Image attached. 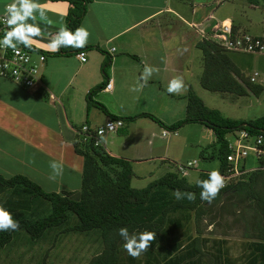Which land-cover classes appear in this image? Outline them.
Instances as JSON below:
<instances>
[{
  "label": "crops",
  "instance_id": "obj_1",
  "mask_svg": "<svg viewBox=\"0 0 264 264\" xmlns=\"http://www.w3.org/2000/svg\"><path fill=\"white\" fill-rule=\"evenodd\" d=\"M260 1L252 4L245 0V4L240 7L234 0L89 2L78 27L83 26L89 31L87 45H96L99 49L80 50L84 52V61L76 57L78 51L44 54L45 59L39 67V83L34 90L24 89L0 77V175L8 177L22 174L42 189L77 192L82 157L74 152L71 143V139L76 137L77 128L73 123L84 114L83 124L91 127L99 125L100 120L95 121L89 111V107H96L86 103L87 92L97 86L100 88L91 99L102 102L106 110L119 119L148 110L158 116V113H162L164 116H159L165 121L162 122L171 124L184 117L187 94L192 90L204 105L217 109L223 116L246 120L238 114L241 109L261 107L264 103V85L260 79H256L258 72H251H257L253 83L262 86L257 95L247 88L245 95L204 93L206 89L199 84L201 52L195 43L201 37L207 38L216 25L227 21L235 32L264 38V7ZM12 2L0 0V13ZM37 2L44 8L51 23L41 21L38 13L35 21L28 20L27 23H35L41 29V35L33 37L30 43L36 50L51 53L53 51L48 48L51 35L65 25L68 3L62 0ZM235 53L238 52L228 51L227 55L248 78L251 74L245 73L233 59ZM251 55L255 59L264 57V54ZM105 61H108V66L103 69ZM146 64L159 71L153 74L145 87L134 91L133 100L155 107L158 112L140 108V112L123 114L115 99L123 96L121 91L125 85L139 87V77ZM176 75L183 77L185 91L179 95L169 94L166 91L167 83ZM107 80L111 87L104 90ZM68 89L74 93L66 94ZM232 104H237L236 108L230 107ZM233 109L235 112H232ZM127 123L130 126L134 124V132H130L133 127L126 129L124 124L121 127L125 129L119 132L125 138L122 139L125 152H113L105 144L100 146L110 155L129 159L131 166L154 158L159 162V168L163 164L174 165L179 159H186L181 158V154L191 138L182 131L186 129L190 132V126L201 125L186 123L167 132L146 117H137ZM167 133L171 137L162 139ZM210 154L212 157V152ZM50 161L63 164V174L54 181L49 179L52 174Z\"/></svg>",
  "mask_w": 264,
  "mask_h": 264
},
{
  "label": "trees",
  "instance_id": "obj_2",
  "mask_svg": "<svg viewBox=\"0 0 264 264\" xmlns=\"http://www.w3.org/2000/svg\"><path fill=\"white\" fill-rule=\"evenodd\" d=\"M62 1L68 3L65 25L74 31L86 12L87 4L92 0ZM248 2L258 4V0ZM260 2L264 7V0ZM18 45L25 47L23 44ZM195 45L201 52L199 84L202 88L233 95H245L246 88L254 95L260 92L262 86L250 82L230 60L228 51L217 42L201 37ZM25 48L48 55L99 49L96 45H86L73 50L62 47L58 52L48 53L36 50L33 46ZM106 66L108 61L103 63L102 68ZM99 88L97 86L87 92V105L95 106L110 118H119L109 113L101 103L91 99ZM137 117H146L167 131H174L186 123H198L209 128L215 137L219 162L217 169L221 175L228 166L225 160L229 152L226 133L234 134L242 129L249 135L264 133V114L247 120L231 119L217 109L204 105L192 90L187 94L184 117L171 124L166 125L146 112L121 119L128 121ZM124 131V128L119 130ZM71 143L74 152L82 157L77 192L44 191L25 175H0V193H3L0 206L11 212L13 219L20 224L18 230L0 231V248L9 245L18 233L25 234L30 242L43 239L50 232L97 233L100 249L85 264H132L133 259L123 249L124 241L118 234L120 228L126 227L130 234L144 230L156 234L145 254L148 259L154 260L155 249L162 248L164 255L161 262L156 261L158 264H221L224 261L219 258V244L216 255L204 253L202 243L205 239L199 235L191 240L185 250L177 251L178 245L164 246L169 236L181 227L179 219L171 215L179 210H191L196 225L204 216L211 218L212 222L224 213L232 216L238 213L244 221L246 237L251 239L247 244L249 258L245 264H264V183L258 177V173H264V156L255 159L256 165L252 169L244 170L243 167L244 173L248 174L247 178H242L243 173L227 178L225 187L209 204L200 199L202 189L196 181L208 179L211 171L200 170L193 183H189L183 174L168 171L145 186L134 188L130 185L133 171L129 159L110 155L101 146L80 142L75 136ZM177 189L195 193V201L186 198L177 200L173 195Z\"/></svg>",
  "mask_w": 264,
  "mask_h": 264
},
{
  "label": "rangeland",
  "instance_id": "obj_3",
  "mask_svg": "<svg viewBox=\"0 0 264 264\" xmlns=\"http://www.w3.org/2000/svg\"><path fill=\"white\" fill-rule=\"evenodd\" d=\"M234 3L240 7L245 4V0H234ZM223 23L227 24L228 21ZM233 59L239 66H241L245 73L251 74L252 71H257L259 76L256 77V79H260L264 85V71H262L264 70V57L255 59L249 53L238 52L233 54ZM132 88L133 87L130 85H125L121 91L123 96L115 99L118 103L120 112L126 115H131L135 112L142 111L140 108L156 110V112H158V109H155V107L145 105L140 100H133V95L135 93L134 91H131ZM203 91L207 94L217 95V93L208 92L206 90ZM73 93L74 92L69 89L66 92V94ZM206 95L204 94V96ZM227 95L230 94L228 93ZM213 99L216 100L214 97ZM218 106L219 108L222 107L220 105ZM231 106L232 108H236L237 104H232L230 107ZM89 111L95 121L100 120L99 125H103L107 120V117L100 110L89 107ZM143 111L149 112L163 121V119L159 117L164 116L162 113H158V116L151 111ZM232 112H235L234 109ZM239 112H241L238 113L241 118L246 120L258 117L264 114V103L261 107L255 106L252 108L241 109ZM83 118L84 114L74 120L73 124L77 126V131L83 124ZM123 121L124 127L126 129H131V127H133V131L130 130V132H134V124L133 126H130L126 119ZM182 132L187 133L191 140L188 141L189 143L181 154V158L186 159H183L182 161L179 159L177 163L195 161L183 174L189 183H193L200 170L212 171L213 169H217V145L215 144L214 135L211 130L202 125H192L190 126V132L186 129ZM236 133L237 132L234 134ZM170 135L171 134L167 133V135H165L166 137L163 136L164 138L162 139L171 137ZM121 136L122 133H119V131L117 132V130L106 131L103 133V136L99 137V141L101 145L105 144L106 148H110L113 152H125V147L122 144V139L125 138ZM160 137H162V135H160ZM225 139L231 142L233 139V133H226ZM211 152L212 157H210ZM158 163L159 162L154 158L133 163L131 166L133 176L131 177L130 185L134 188H141L151 180L161 176L163 173L175 171L173 165L163 164V166L159 168V166H157ZM255 165V158L251 152H248V155L244 158V169L250 170L255 167ZM247 175L246 172L243 173L242 178H247ZM238 176H240V174ZM258 177L263 184L264 173H258ZM43 190L51 191L53 189ZM2 196L3 193L1 192L0 197ZM171 217H177L181 223V227L177 229L174 234L169 236L168 243L164 246L178 245L177 251L185 250L191 240L199 235V237L205 239L202 243L204 253L208 252L216 255V248L219 244L221 248L219 258L224 261L221 262V264H226V261H228L229 264H245V262H247L249 258V248L247 244L251 239L246 237L247 234L244 229V221L238 213H235L233 216L224 213L221 218L215 217L212 222L211 218L204 216L199 220L197 225L194 223L193 212L191 210L176 211ZM99 249L100 241L97 233L55 234V232H50L43 239L34 242H30L25 234L18 233L9 245L0 248V264H85L93 254L99 251ZM163 253L162 248L155 249V254L153 256L154 260L152 258L148 259L145 252H143L139 258L129 256L133 259L132 264H158L161 262V258L164 255ZM157 260L158 263H156Z\"/></svg>",
  "mask_w": 264,
  "mask_h": 264
},
{
  "label": "clouds",
  "instance_id": "obj_4",
  "mask_svg": "<svg viewBox=\"0 0 264 264\" xmlns=\"http://www.w3.org/2000/svg\"><path fill=\"white\" fill-rule=\"evenodd\" d=\"M36 13L39 14L41 21L51 23L44 8L37 0H13L12 3L6 5L5 23L9 30L0 39V47L11 48L13 51L17 50L18 44L31 47V39L41 35V29L37 24L27 23L30 19L36 20ZM89 36V31L83 26L72 31L66 25H62L55 34L51 35L48 48L53 52H58L62 47L84 48L87 45ZM158 71V68L146 64L139 77V87L132 88L131 91H138L145 87L153 74ZM109 87H111V84ZM166 91L169 94L177 95L185 91L183 77L180 75L173 76L167 83ZM108 127L111 128V124ZM100 135L103 136V129H101ZM49 167L52 169V174L49 176L50 180L54 181L57 176L63 174L62 163L50 161ZM196 183L202 189L200 199L211 204L219 195L220 190L225 187V178L218 169H213L208 173V179L197 180ZM173 195L177 200L186 198L189 201H195L196 199L195 193L181 192L179 189L174 191ZM19 227V221L13 219L12 213L0 206V231H15ZM118 234L124 241L123 249L133 258H139L143 252H146L151 242L156 238V234L148 230L130 234L126 227L120 228Z\"/></svg>",
  "mask_w": 264,
  "mask_h": 264
},
{
  "label": "built area",
  "instance_id": "obj_5",
  "mask_svg": "<svg viewBox=\"0 0 264 264\" xmlns=\"http://www.w3.org/2000/svg\"><path fill=\"white\" fill-rule=\"evenodd\" d=\"M6 7V6H5ZM8 27L5 23V11L0 13V39L3 38ZM209 39L217 42L226 51L243 52L249 54H264V38L246 32H233L230 23H220L216 25ZM76 57L84 61V52L78 51ZM45 55L35 50L27 49L17 45V50L0 47V77L24 89L34 90L39 83V67L43 63ZM257 72H253L249 81L253 82ZM110 81L107 80L103 89L109 90ZM111 124V128L108 125ZM122 120L119 118H109L103 125L91 127L82 124L75 134L80 142H91L93 146H100L99 137L101 129L106 131H116L122 127ZM165 132H163L164 134ZM228 141V140H227ZM229 152L225 155L228 164L225 173L222 175L225 180L230 177L244 173V158L251 152L255 159L264 156V133L249 135L245 130H240L233 134L231 142H227ZM195 161H186L173 165L175 172L184 174Z\"/></svg>",
  "mask_w": 264,
  "mask_h": 264
},
{
  "label": "bare ground",
  "instance_id": "obj_6",
  "mask_svg": "<svg viewBox=\"0 0 264 264\" xmlns=\"http://www.w3.org/2000/svg\"><path fill=\"white\" fill-rule=\"evenodd\" d=\"M224 24V23H223Z\"/></svg>",
  "mask_w": 264,
  "mask_h": 264
}]
</instances>
